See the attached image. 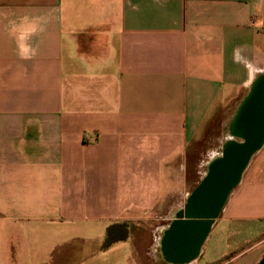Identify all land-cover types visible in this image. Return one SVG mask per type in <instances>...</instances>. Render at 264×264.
<instances>
[{"label": "crops", "instance_id": "0c3cea01", "mask_svg": "<svg viewBox=\"0 0 264 264\" xmlns=\"http://www.w3.org/2000/svg\"><path fill=\"white\" fill-rule=\"evenodd\" d=\"M25 22L43 29L28 59ZM263 74L264 0H0V264H182L165 233L243 141L230 127ZM114 223L128 234L102 248ZM263 262L264 144L183 264Z\"/></svg>", "mask_w": 264, "mask_h": 264}, {"label": "water", "instance_id": "95a60500", "mask_svg": "<svg viewBox=\"0 0 264 264\" xmlns=\"http://www.w3.org/2000/svg\"><path fill=\"white\" fill-rule=\"evenodd\" d=\"M230 130L243 141L231 140L224 155L212 163L209 174L191 194L186 215L181 213L182 219L165 233L164 253L173 262L188 263L198 256L231 188L240 180L252 155L263 145L264 74L253 83L252 93Z\"/></svg>", "mask_w": 264, "mask_h": 264}, {"label": "rangeland", "instance_id": "374dc122", "mask_svg": "<svg viewBox=\"0 0 264 264\" xmlns=\"http://www.w3.org/2000/svg\"><path fill=\"white\" fill-rule=\"evenodd\" d=\"M228 117V114H221L220 117L214 119V121L212 122V125L209 129L210 133L208 135V138L207 140H205V146H203L202 150L200 153H198L196 155V163L199 161V159L201 160L202 157L205 156V154L207 155V153L211 150V151H221V146L219 144H212V141L210 140L211 137L215 136L216 138H218L220 141H222V139L225 138V134H226V129H225V126L222 125L224 124V121L227 119ZM225 119V120H224ZM210 151V152H211ZM146 241H148L147 243L149 244L150 243V239H147ZM147 244V245H148ZM154 254L151 255V256H147L148 258V262L147 264H165V263H162V261H159L157 260L155 262V259H154Z\"/></svg>", "mask_w": 264, "mask_h": 264}, {"label": "clouds", "instance_id": "9594fccd", "mask_svg": "<svg viewBox=\"0 0 264 264\" xmlns=\"http://www.w3.org/2000/svg\"><path fill=\"white\" fill-rule=\"evenodd\" d=\"M38 30L42 31L43 29H38V26L34 23L25 22L20 25H13L12 32L16 35L21 58L28 59L30 54H35L34 49H31L29 40Z\"/></svg>", "mask_w": 264, "mask_h": 264}, {"label": "trees", "instance_id": "16d2710c", "mask_svg": "<svg viewBox=\"0 0 264 264\" xmlns=\"http://www.w3.org/2000/svg\"><path fill=\"white\" fill-rule=\"evenodd\" d=\"M128 234L125 223H114L107 228L106 237L102 244V248H106L113 242L124 239Z\"/></svg>", "mask_w": 264, "mask_h": 264}, {"label": "bare ground", "instance_id": "6f19581e", "mask_svg": "<svg viewBox=\"0 0 264 264\" xmlns=\"http://www.w3.org/2000/svg\"><path fill=\"white\" fill-rule=\"evenodd\" d=\"M231 135H233V133H231ZM232 141H234V140H232ZM230 142H231V141H229V142H227V143L225 144V148H226V146L229 145ZM215 159H216V158H215Z\"/></svg>", "mask_w": 264, "mask_h": 264}, {"label": "flooded vegetation", "instance_id": "af4514ba", "mask_svg": "<svg viewBox=\"0 0 264 264\" xmlns=\"http://www.w3.org/2000/svg\"><path fill=\"white\" fill-rule=\"evenodd\" d=\"M263 144H264V142H263ZM260 148H261V147H260ZM257 150H258V149H257ZM257 150H256V151H257Z\"/></svg>", "mask_w": 264, "mask_h": 264}]
</instances>
